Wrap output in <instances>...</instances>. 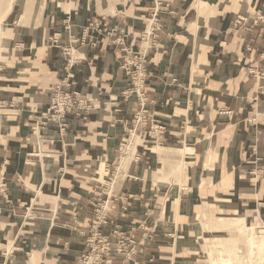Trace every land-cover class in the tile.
Listing matches in <instances>:
<instances>
[{"label": "crops", "instance_id": "0c3cea01", "mask_svg": "<svg viewBox=\"0 0 264 264\" xmlns=\"http://www.w3.org/2000/svg\"><path fill=\"white\" fill-rule=\"evenodd\" d=\"M20 2L8 47L14 42L25 55L0 58L4 74L19 69L15 78L0 75L8 82L0 84V264H78L90 251L97 196L109 198L102 231L133 228L141 251L118 253L112 237L113 249L93 264H183L178 254L193 247L178 249L184 238L172 234L184 225L175 217L185 196L201 204L236 197L264 220V0ZM156 8L161 28L151 34ZM133 48L145 54L144 70L140 90L126 97L135 81L126 53ZM67 75L80 107L87 99L91 106L72 110L61 133L50 119L39 125V112L47 89ZM141 104L153 116L137 124ZM129 131L136 150L141 138V151L123 165L124 149L117 167ZM157 146L167 153L190 147L206 182L169 201L173 189L152 171ZM168 207L171 218L163 220Z\"/></svg>", "mask_w": 264, "mask_h": 264}, {"label": "rangeland", "instance_id": "374dc122", "mask_svg": "<svg viewBox=\"0 0 264 264\" xmlns=\"http://www.w3.org/2000/svg\"><path fill=\"white\" fill-rule=\"evenodd\" d=\"M20 1H24V0H15V2L13 0H0V21H1L0 22V31H1L0 34L2 35V38H4L3 49H0V58L3 55L8 57V55H10V54L16 55V56L25 55V52H23L22 49H12L11 48L12 47L11 45L14 44V42H12V41H11L12 44L10 45V47H8L9 43H10V39L12 38V37H10V36H12L11 35L12 31L8 28L13 27V24L19 25V23L21 22L20 20L22 18L21 15H22L23 10L25 8V5H23V9H22V12L20 14L21 6H22V2H20ZM17 4H18V6H17ZM16 6H17V8H16ZM21 24H23V23H21ZM134 50H135V48H134ZM3 60H5V59H3ZM12 61H13V58L11 59V62ZM5 62L8 63L9 61L5 60ZM0 66H1L0 75H2V76L7 75V76H11L13 78H15L16 75H18V74H16V71H19V69H17V68H12V69H10L9 74H4L5 70L3 68V63L1 62V60H0ZM18 66H21V65H18ZM24 80H27V78H25ZM13 82H15V81H13ZM0 84L4 85V84H8V82L5 83V81H0ZM139 117H141V115H139ZM132 144H135V138L132 141ZM139 145H141V138L140 137H139V143L137 145V152L141 149L139 147ZM165 146H168V145H165ZM174 147H181V146H174ZM121 149H122V146H121ZM142 150H144V149H142ZM137 152L134 153V155L132 156V159L136 157ZM169 154H170V158L167 159L166 161L164 160V162L161 161L162 163L159 162V164L157 163L156 156L154 155V157H153L154 163L152 165V171H154L156 168L160 169L159 174L156 176L159 183L166 184V183H168L170 176L174 177V175H176V167H177V163L179 162L178 157L180 155V152H178V150H175L174 153H169ZM119 155H120V153H118V156ZM157 166H159V167H157ZM186 174H185V176H187ZM195 176H197L196 178L198 179V184H201V183L204 184L206 182L205 177H203L204 178L203 179L201 177L202 176L201 172H199V171L197 172V169L195 171ZM184 182H186V181L184 180ZM190 182H194L193 178L190 180ZM169 186L167 184V188ZM171 188L173 190L168 195V197L170 198L169 201L173 200V196H174V194H176V191L180 192V194L182 196V193H181L182 187L180 189V187L176 188V187L171 185ZM193 188H197L196 185H193ZM166 195H167V193H166ZM185 197H187V198L184 199V201H183V205H182L183 209H181L180 213H177V214H183L185 212L186 205H190V203L192 202V197H190V196H185ZM204 199H206L208 201L214 200L213 198H204ZM227 199L228 200L218 199L214 202H202V204L200 203L202 206L201 212L194 219V224L191 223V225H190L191 228L188 230V231H191L193 233L191 235L190 241H188L187 236L183 235V233L184 232L186 233V231H187V228H188L187 223L186 222L183 223V222L179 221V222L183 223L184 225L182 224L183 226H182L180 232H176L177 234L174 232L172 234V236H174L175 239L177 238V235H180V233L182 235L181 237L184 238V239H180L182 241L181 245H183V243H184V247L178 248V249L183 250L187 246H191V247H193V249L190 252H187V251L180 252L178 254L179 257L176 261H185L186 262L188 254L193 253V254H195V258H197L199 260L198 264H210V258L207 254L208 250H211V252L216 253V251L220 247H223V248L225 247L226 248L225 250H227L229 247L234 246L236 249L238 248V249H241L242 251L244 250V256L245 257H250V259L252 258L250 264H258L259 257H257L256 252L254 251V253L248 254L249 251L248 250L246 251V249H247L246 248L247 237L251 231L258 233L257 235L261 234L264 237V220L261 221L258 218L257 212L255 211V209H248V208L242 207L241 204L238 202L236 197H233V199L231 197H229ZM169 201H168V204H169ZM221 204H225L228 206L221 207V209H219V211H218V207ZM159 213H160V211H157V214H159ZM170 218H171V212H170L169 207H168L166 218L163 220H168ZM175 221H178V220L176 219ZM247 222L255 224L254 230H251L247 226ZM178 225H179V223L177 222L176 226L178 227ZM217 247H219V248H217ZM216 254L218 257L220 256L218 251ZM226 254H228V250L225 251V256H223L224 258L227 257ZM220 257H222V255ZM229 258H231V260L233 262L237 261V256L234 253H231ZM241 259H243V258H241ZM173 263L178 264L177 262H173ZM187 263L188 264H195L194 261H187Z\"/></svg>", "mask_w": 264, "mask_h": 264}, {"label": "built area", "instance_id": "2783aa9c", "mask_svg": "<svg viewBox=\"0 0 264 264\" xmlns=\"http://www.w3.org/2000/svg\"><path fill=\"white\" fill-rule=\"evenodd\" d=\"M157 13H158V8H156L154 11L151 12V19L150 21L153 22V28H152V33L157 32L161 28V23L157 19ZM238 24L242 23V18L238 17L235 20ZM259 20H256L254 24H257ZM90 27L85 28V31L90 30ZM147 28V27H146ZM98 29V28H97ZM96 30V28L94 29ZM99 30V29H98ZM146 31V29H145ZM98 33V32H97ZM144 35V34H143ZM85 38V35L83 36V39ZM143 40V36L141 38ZM94 44V43H93ZM65 52H68L66 48H64ZM127 57L128 58V64L132 65L133 67V73H134V79L133 85L131 88L125 90L122 92V95L129 97L132 93H137L140 88L141 84H137V77L140 74V69H142V72L144 70V61H145V54L139 55L137 52L133 49H130L129 51H126ZM260 58H264V48L258 51ZM135 59V60H134ZM127 62V61H126ZM124 63V65L126 64ZM143 73L141 75L142 79ZM133 78V77H132ZM177 77H172L171 82L176 83ZM142 82V80H141ZM140 82V83H141ZM73 83H72V78L70 75H67L65 78H63L61 81H59L57 84L53 85L52 87H49L47 89L48 92V98L49 101L46 105V109L44 111L39 112L40 119H42L40 122H38L39 125L46 127V120L50 119L53 122H55L58 126V129L61 133L66 132L67 127H68V122H67V115L72 112L74 109H79L80 107V99H79V94L76 90L71 89ZM127 93V94H126ZM83 103L84 106H81V110H88L90 108V103L91 100H85ZM88 104V105H86ZM86 105V106H85ZM139 107V106H137ZM138 110L136 111L137 115L136 117V123L138 124L143 118L147 120H151L152 118V113H147V109L144 107L142 109V104ZM221 113L224 114H229L230 110L228 109H223L220 111ZM141 115V117H139ZM154 120V119H153ZM130 135V131L127 136ZM126 137L123 138L119 144V150H120V155L118 158L117 166L120 165L121 161V154H122V149L121 146L127 143ZM116 168V167H115ZM6 191V188L0 184V194L4 193ZM2 210L0 206V211ZM110 210L109 207V198H102L101 196H97L95 199V203L93 205V211H94V218L92 219V225H91V231H90V237L88 238L89 242V248L90 251L89 253L84 256L78 264H82V262L91 255V253L94 250V244L98 247V254L99 255H104L107 254L111 249H113V242H112V237H116V247L114 248L118 253H123L126 256H133L134 254L138 253L139 249L136 248V239L134 236H131V232L134 231L133 228L130 229L129 233H124L119 230V226L116 228L117 230H114L110 235L104 233L100 226L102 224H105L108 212ZM106 264H108L106 262Z\"/></svg>", "mask_w": 264, "mask_h": 264}, {"label": "bare ground", "instance_id": "6f19581e", "mask_svg": "<svg viewBox=\"0 0 264 264\" xmlns=\"http://www.w3.org/2000/svg\"><path fill=\"white\" fill-rule=\"evenodd\" d=\"M13 1L15 2V0H13ZM3 41H4V38H2V35H1L0 36V49H3ZM138 78H139V76L137 77L136 80H138ZM137 84H138V82H137ZM37 131L38 130L36 129V132ZM133 135L134 134L132 132H130V135L129 136H126V139H127L128 143H126V144H124L122 146V153H123V150L127 148L124 151L123 157H122V164L123 165H125V163L128 162L131 154L133 156L134 153L137 152L136 145L135 144H132V139H129L130 137H133ZM161 148L162 147H158L157 148L158 149V152L160 153V160H159L160 163H162L161 161L164 162V160L166 161L167 159L170 158V154L167 153V152H165L166 150L164 152H161L160 151V150H162ZM177 150H178V152H180V155L178 157V161L179 162L177 163V167H176V175H174V177L173 176H170L169 177V181H168V183H166V188H167V184H168V186L171 184L172 186H174L176 188H179L180 187V189H181V187H182V190H184V191L187 190V191L190 192V190H192V188H193V185H196L197 187L200 185L198 183H191L190 182V180H191L190 178L195 176V171H196V168H195V166L193 164V156H192L193 150L190 147H188V146H185L183 149H177ZM131 151H132V153L130 154ZM121 156H122V154H121ZM132 156H131V160H132ZM120 163H121V161H120ZM119 166L120 165H118L117 167H119ZM159 172H160V169L157 168V170H156V176L159 174ZM185 174L187 176H185ZM201 177L203 178V176H201ZM184 180L186 182H184ZM201 184H203V183H201ZM201 187H203V186H201ZM225 206H228V205H225V204L219 205L218 211H219V209H221V207H225ZM201 209H202V206H201L200 202L193 201L192 204L189 205L185 209V212L183 214H176L175 220L177 219L178 221H181L183 223H185V222L188 223V220H190V219L194 218L195 216H198L199 215V213L201 212ZM254 225H255L254 223H248L247 222V226L251 230H254ZM192 234L193 233L191 231H188V230L186 231V233L185 232L183 233V235H185V236L188 237V241L191 240V235ZM257 234L258 233H255L253 231H251L248 234V237H247V245H246V248L247 249H246V251L247 250L249 251L248 254H252L255 251L256 254H257V257H259L258 264H264V237L261 234H259V235H257ZM94 245L95 246H94L93 252L91 253L90 256H88L82 262V264H93L95 262L96 258L99 257L98 247L96 246V244H94ZM217 248H219V247H217ZM225 249H226L225 247L224 248L223 247H220L217 250L218 253L220 254V256L222 255V257H220V256L218 257L217 256V254H216L217 251H216V253H214V252H211V250H208L207 251L208 252L207 254H208L209 258H210V264H250L251 263V259L252 258L250 259V257H245L244 256V250L242 251L241 249H238V248L236 249L234 246H231V247H229L227 249L228 250V254H226L227 257L224 258L223 256H225V251H227ZM231 253H234L237 256V261L236 262H233L231 260V258H229V256H230ZM241 258H243V259H241ZM187 261H194L195 264L196 263L197 264L199 263V260L197 258H195V254H193V253L192 254L191 253L188 254ZM183 264H188V263L187 262H184Z\"/></svg>", "mask_w": 264, "mask_h": 264}]
</instances>
